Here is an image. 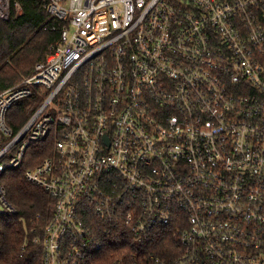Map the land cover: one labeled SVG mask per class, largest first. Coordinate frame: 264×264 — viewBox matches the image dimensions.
<instances>
[{
	"label": "built area",
	"instance_id": "obj_1",
	"mask_svg": "<svg viewBox=\"0 0 264 264\" xmlns=\"http://www.w3.org/2000/svg\"><path fill=\"white\" fill-rule=\"evenodd\" d=\"M43 2L58 40L0 92V215L53 142L24 173L54 201L41 264H97L116 229L132 252L107 264L156 231L176 251L144 264H264V0Z\"/></svg>",
	"mask_w": 264,
	"mask_h": 264
},
{
	"label": "trees",
	"instance_id": "obj_2",
	"mask_svg": "<svg viewBox=\"0 0 264 264\" xmlns=\"http://www.w3.org/2000/svg\"><path fill=\"white\" fill-rule=\"evenodd\" d=\"M19 2L21 14L10 9L8 20L0 21V92L33 74L35 65L44 60L50 45L58 40L59 34L50 27L62 25L47 14L43 0ZM44 27L49 30L44 31ZM13 112L27 118L21 107ZM52 143L49 138L43 144L32 145L22 166L5 174L6 200L14 212L0 215V264H41L40 241L50 222L54 201L27 183L24 173L49 157ZM161 233L153 232L143 240L140 264L150 257L166 259V252L176 251L171 236ZM99 238L102 248L96 253L97 264L111 263L120 256L119 252L128 258L132 252L129 235L124 232L122 236L120 229L112 231L109 238ZM35 239L39 241L34 243Z\"/></svg>",
	"mask_w": 264,
	"mask_h": 264
}]
</instances>
